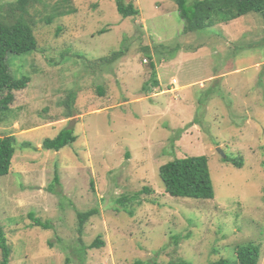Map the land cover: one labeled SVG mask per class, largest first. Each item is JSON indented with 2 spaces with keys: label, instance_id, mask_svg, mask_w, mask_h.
<instances>
[{
  "label": "rangeland",
  "instance_id": "374dc122",
  "mask_svg": "<svg viewBox=\"0 0 264 264\" xmlns=\"http://www.w3.org/2000/svg\"><path fill=\"white\" fill-rule=\"evenodd\" d=\"M131 1L139 15L126 18L115 0L29 9L37 50L7 58L30 82L0 109V137L17 139L0 176L8 264H237L248 242L264 264V14L183 33L175 0ZM64 127L76 141L44 149ZM190 155L207 156L214 198L165 191L159 166ZM92 208L79 231L77 212Z\"/></svg>",
  "mask_w": 264,
  "mask_h": 264
},
{
  "label": "trees",
  "instance_id": "16d2710c",
  "mask_svg": "<svg viewBox=\"0 0 264 264\" xmlns=\"http://www.w3.org/2000/svg\"><path fill=\"white\" fill-rule=\"evenodd\" d=\"M34 0H14L0 4V109L6 110L14 99V91L24 89L30 82L29 75L17 76L11 72L8 63V54L17 55L32 53L37 50L38 41L35 37L33 26L27 18L29 9ZM180 17L184 21L183 33L203 30L215 26L218 23L229 22L249 13L264 14V0H175ZM117 12L123 17L139 15V9L135 4L125 0H115ZM54 9H56L54 7ZM72 10L59 11L56 14H71ZM55 14L49 15L45 23L52 22ZM122 51L113 52V56ZM150 56V55H149ZM104 56L99 60H108ZM153 84L157 85L155 66L151 63ZM72 92L68 97V105L75 99ZM76 135L68 127L62 128L53 138L46 137L42 141L44 149L59 150L62 147L75 142ZM17 139L15 135L0 137V176L8 174L12 158L16 151ZM24 143L22 146H27ZM223 161L230 162L237 167L243 166L242 156H225ZM158 174L162 180L165 191L171 196L189 197L194 199H212L215 196L208 158L205 155H190L174 158L159 166ZM54 180L58 181L55 175ZM126 199L123 198L120 202ZM95 208L77 212L79 231L86 220L95 214ZM33 224L43 229L50 228L48 220L36 218L33 213L29 214ZM103 241L99 237L90 243L88 248L100 247ZM85 248V246H83ZM11 248L3 227L0 225V264H8L10 261ZM237 264H259L260 245L254 242L240 244L235 250ZM132 264H145L143 260L136 259ZM178 264H191L180 261ZM205 264H227L226 260L219 258Z\"/></svg>",
  "mask_w": 264,
  "mask_h": 264
},
{
  "label": "water",
  "instance_id": "95a60500",
  "mask_svg": "<svg viewBox=\"0 0 264 264\" xmlns=\"http://www.w3.org/2000/svg\"><path fill=\"white\" fill-rule=\"evenodd\" d=\"M218 151L222 152V151L220 150V148H218ZM223 157H225V155H223Z\"/></svg>",
  "mask_w": 264,
  "mask_h": 264
}]
</instances>
